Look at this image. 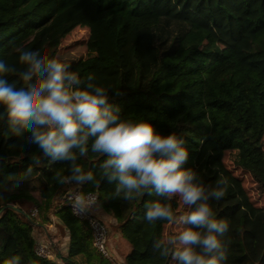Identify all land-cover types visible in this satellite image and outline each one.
<instances>
[{"label": "trees", "instance_id": "trees-1", "mask_svg": "<svg viewBox=\"0 0 264 264\" xmlns=\"http://www.w3.org/2000/svg\"><path fill=\"white\" fill-rule=\"evenodd\" d=\"M79 30L86 37L67 47ZM24 51L55 56L79 72L82 85L106 87L122 118L182 136L185 167L206 189L225 193L209 201L228 224L219 237L222 264H264V0H0V60L14 73L25 71L18 59ZM14 73L9 83L18 79ZM30 139L27 128L11 134L0 114V264L13 256L20 264H113L94 248L88 222L63 203L67 186L55 177L70 165L43 158ZM77 163L96 180L81 191L98 194L130 247L122 263L177 264L165 230L188 206L155 194L127 200L103 176L99 155L89 151ZM155 200L172 205L174 222L144 219ZM33 205L34 218L20 208ZM48 225L55 229L48 232L51 257L42 259L35 231Z\"/></svg>", "mask_w": 264, "mask_h": 264}, {"label": "clouds", "instance_id": "clouds-1", "mask_svg": "<svg viewBox=\"0 0 264 264\" xmlns=\"http://www.w3.org/2000/svg\"><path fill=\"white\" fill-rule=\"evenodd\" d=\"M18 59L25 71L14 73L0 60V114L11 134L30 131L29 143L43 158L70 165L67 175L55 177L59 184H95L93 172L77 158L89 151L97 154L103 176L116 183L117 196L123 193L132 200L155 194L166 200L178 198L188 206L182 222L189 227L168 240L176 245L171 256L177 264H222L227 259L219 237L228 224L217 219L209 203L225 193L221 187L206 189L196 171L185 167L189 149L182 136L161 133L147 119L122 118L120 107L109 103L106 87L82 85L79 72L55 56L24 51ZM12 73L18 79L9 83L6 77ZM93 203L88 193L80 192L72 207L85 212ZM145 207L148 222L175 221L170 203L155 200ZM3 264H20V258L13 256Z\"/></svg>", "mask_w": 264, "mask_h": 264}, {"label": "built area", "instance_id": "built-area-1", "mask_svg": "<svg viewBox=\"0 0 264 264\" xmlns=\"http://www.w3.org/2000/svg\"><path fill=\"white\" fill-rule=\"evenodd\" d=\"M66 186H67V190L63 197V203L69 206L71 213L76 218L88 222L89 227L91 229L92 244L94 248L106 260L110 262L113 261L112 253L108 247L109 233L107 227L104 225L102 220L99 217H97L94 213L95 210L100 205L98 194L85 192L89 194L90 199H92L94 203L89 207L87 211L80 212L78 209H74L72 207L75 196L78 193L82 192L80 189V185L66 184ZM37 213H38L37 208L34 207L30 216L36 217ZM34 252L38 257L42 259H47L51 257L50 243L48 241L37 240L34 246Z\"/></svg>", "mask_w": 264, "mask_h": 264}, {"label": "rangeland", "instance_id": "rangeland-1", "mask_svg": "<svg viewBox=\"0 0 264 264\" xmlns=\"http://www.w3.org/2000/svg\"><path fill=\"white\" fill-rule=\"evenodd\" d=\"M86 37V32L84 31V30H79V31H77L75 34H73L68 40H67V42H66V45H67V47H75V45H77L78 44V42L79 41H81V40H83L84 38ZM230 159H234V156L232 157L231 156V158ZM229 159V160H230ZM236 174H238L239 176H241V177H243L244 178V180L246 179V176H244V174L243 173H241L240 171H237V173ZM247 180V182H250L249 181V179H246ZM258 201L259 202H264V200H260V198L258 199ZM182 204V208L181 209H184V204L183 203H181ZM35 206L33 205V206H31V208H30V211H29V209L28 210H26V208H22V207H20L22 210H25V212L26 213H28L29 215H31V212H32V210H33V208H34ZM36 208V207H35ZM29 211V212H28ZM186 212V211H185ZM34 218V217H33ZM182 222V221H181ZM181 222H178V221H176V223H174V224H172L170 227H167L166 228V230H165V238H166V240H169L172 236H175V235H177L180 231H182L183 229H184V224L183 223H181ZM50 227V225H48V228ZM106 227H107V230H108V233H109V235L110 234H112V232H111V226L109 225V224H106ZM53 232H55V229H54V226H51V230H49V235L52 237L53 235H52V233ZM47 238H49L50 239V237L48 236ZM49 243H50V241L49 240H47ZM63 241V240H62ZM123 241H124V239H123ZM124 242H126V241H124ZM63 243V242H62ZM109 245H111V246H114L113 245V243H112V236H110L109 237V240H108V247H109ZM50 246H51V244H50ZM174 246V248L176 247V245H173ZM109 249H110V247H109ZM123 254V253H122ZM122 254H121V247L119 246L118 247V250L116 249L115 250V255H116V258H117V260H118V262L119 263H121V261H122V259H123V256H122ZM112 258H113V261H111L113 264H117V262H116V259H115V257H114V254L112 253Z\"/></svg>", "mask_w": 264, "mask_h": 264}, {"label": "crops", "instance_id": "crops-1", "mask_svg": "<svg viewBox=\"0 0 264 264\" xmlns=\"http://www.w3.org/2000/svg\"><path fill=\"white\" fill-rule=\"evenodd\" d=\"M94 213L97 217H99L101 220H103L104 222H106L107 224H109L111 226L110 230H111L112 234H110L109 237L112 236V243L114 246L109 245L110 251H111V253L114 254V257L116 259L117 264H123L122 261L124 259V256L130 250V247L119 236V234L117 233V231L115 229V225H114L115 222H114L113 218L104 211V209L101 207V205H99V207L95 210ZM51 226L52 225H50V227L48 228V231H44V229H38L37 232L35 231V238L39 239V241H47V240L50 241V239L47 237H48L49 230H51ZM62 242L63 243H62L61 252L67 253L68 238L67 239L65 238ZM119 246L121 247V254L123 253L122 254L123 259H122L121 263L118 262L116 255H115V250L116 249L118 250Z\"/></svg>", "mask_w": 264, "mask_h": 264}]
</instances>
